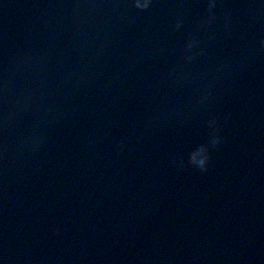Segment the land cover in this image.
<instances>
[{
  "label": "water",
  "instance_id": "water-1",
  "mask_svg": "<svg viewBox=\"0 0 264 264\" xmlns=\"http://www.w3.org/2000/svg\"><path fill=\"white\" fill-rule=\"evenodd\" d=\"M21 264H264L262 0H77Z\"/></svg>",
  "mask_w": 264,
  "mask_h": 264
},
{
  "label": "clouds",
  "instance_id": "clouds-1",
  "mask_svg": "<svg viewBox=\"0 0 264 264\" xmlns=\"http://www.w3.org/2000/svg\"><path fill=\"white\" fill-rule=\"evenodd\" d=\"M262 2H264V0H262ZM150 3L151 0H135L136 7L139 8H148ZM215 6L216 0H209V8L211 9ZM196 43V40H192L188 43L187 47L192 48ZM189 59H191V57H189ZM210 122L214 127V134L212 135L210 141L207 144L202 145L192 158V162L202 170H206L208 168L210 160V147L219 145L224 139V137L220 134L218 118L213 116L210 119Z\"/></svg>",
  "mask_w": 264,
  "mask_h": 264
}]
</instances>
